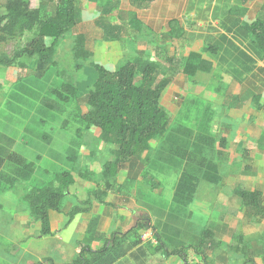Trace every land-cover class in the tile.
Wrapping results in <instances>:
<instances>
[{"label":"rangeland","instance_id":"rangeland-1","mask_svg":"<svg viewBox=\"0 0 264 264\" xmlns=\"http://www.w3.org/2000/svg\"><path fill=\"white\" fill-rule=\"evenodd\" d=\"M7 1L0 0V12H4ZM44 1L29 0V4L37 9ZM238 1L159 0L149 10L137 12L129 0H77L82 10L78 32L87 37L86 47L93 57L79 60L75 33L57 45L55 60L59 72H65L78 89L76 104L61 114L42 109L40 101L52 81L65 80L64 76L50 75L39 80L35 76L36 61L28 59H22L23 69L0 67V151L17 153L38 165L29 182L0 183V264L45 262L55 246L59 250L57 237H47L45 241L38 238L39 223L31 218L23 197L33 187L46 185L64 172L74 176L75 184L71 187L74 195L66 200L63 209L69 203L77 205L78 201L87 200L90 190H100L105 192L104 200L109 204L128 207L139 217L151 216L159 232L164 227L168 230L170 225L189 232L192 227L202 231L206 227L219 237L226 221L235 224L238 219L237 226L245 228L246 212L233 191L240 186L247 190L264 189V153L257 144L264 132V71L250 61L255 56L252 39L240 42L231 34L236 27L245 28L257 18L264 0H252V9L238 17L241 25L235 27L231 22L237 21L233 12ZM108 2L112 13L105 19L123 28L120 40L107 41L97 25L101 18L98 9ZM32 38L33 34L27 33L20 39L0 43V57L13 58L22 53ZM159 50L168 58L180 59L182 64L191 53H200L213 66L210 73H199L195 78L176 75L161 99L169 118V134L187 128L195 137L208 139L210 144L200 143L199 148L202 156L217 167L213 177L220 178L214 183L200 177L196 199L185 210L174 205V191L184 164L177 161L169 166L158 160L162 140L151 143L142 178L128 180L125 166L109 189L102 175L103 165L111 158L109 149L100 141L99 130L84 131L79 122L86 111L89 90L98 77L92 64L113 71L143 51L169 77L166 57L159 56ZM40 134L47 135L49 141L40 139ZM86 170L93 173L95 183L81 177L80 173ZM2 173L13 179L14 166L6 165ZM151 198L153 202L146 200ZM53 219L59 225V214ZM245 230L255 248H264L259 242L261 236L264 238V225H251ZM168 239L174 240L170 236ZM191 241L188 236L190 263L201 264L191 249ZM44 245L53 249H44Z\"/></svg>","mask_w":264,"mask_h":264},{"label":"trees","instance_id":"trees-1","mask_svg":"<svg viewBox=\"0 0 264 264\" xmlns=\"http://www.w3.org/2000/svg\"><path fill=\"white\" fill-rule=\"evenodd\" d=\"M159 0H129L131 7L137 12L149 10ZM111 2L99 7L101 18L97 25L101 28L107 41L121 39L123 28L110 24L105 18L112 13ZM82 24V10L77 0H46L37 9H32L29 0H8L4 12H0V43L20 39L27 33L33 34L32 40L24 47L22 53L13 58L0 57V67L17 66L23 69L22 59L35 60V76L43 80L50 75L64 76L65 80L52 81L41 99V108L56 114L64 113L72 108L78 100V89L67 77L65 72H59L56 55L57 45L75 33L76 56L79 60L87 61L93 57L87 47V37L78 32ZM249 31L253 43L264 52V22L258 21L245 28ZM48 40L52 44H48ZM211 50V48H208ZM211 51L215 52V49ZM157 54L166 57L164 51ZM168 72L164 73L160 64L145 57L143 51L137 56L119 64L116 70L110 71L99 64H92L98 77L86 99V111L80 116V126L85 130L100 131V141L109 149L110 159L103 165V178L109 189L122 168L127 166L128 180L136 181L145 171L144 161H147L151 143L160 139L158 160L165 165L172 166L177 161L184 164L174 191V205L188 209L195 201L199 189L200 177L209 182H218L220 178L212 175L217 171L206 157L202 156L200 143L210 144L206 138L195 137L187 128H179L169 134V118L162 107L161 99L171 81L178 74L188 78H195L199 73L208 74L212 71V64L206 61L202 54L191 53L184 63L175 57H166ZM81 66L79 65L78 68ZM162 74H164L162 76ZM82 130H78L80 133ZM38 137L49 141V137L40 134ZM200 149V150H199ZM220 155H223L220 153ZM14 166L15 177L9 179L2 173L6 165ZM38 165L27 161L17 153L0 151V183L15 184L16 181L29 182L37 172ZM81 177L94 182L91 171L80 173ZM75 184L74 176L69 172L56 174L51 182L43 186L30 189L23 197L28 205L32 219L41 224L40 236H52L50 213L62 214L68 227L76 216L91 213L93 201L102 205L112 206L104 200L105 192L93 190L85 201H78L65 214L63 206L67 200L70 188ZM235 197L241 201L249 223L260 225L264 221V189L247 190L240 186L233 191ZM155 232L148 216L137 217L135 226L126 233H113L111 237L99 233L103 245L97 250L90 246L82 247L77 257L66 264H114L122 256L120 244L130 235H138L136 245L149 232ZM154 236L156 234L154 233ZM157 240H160L157 236ZM215 233L205 229L200 240L191 249L196 254L204 256V263L208 262L207 254L214 249ZM220 245V243H218ZM224 245V244H223ZM222 245V246H223ZM219 247V246H218ZM232 253L244 257L243 264H256L253 256L258 257L259 251H252L245 242L242 234L235 235L231 244L224 245ZM189 247L182 246L174 250H165L167 257L180 256L187 260ZM56 264L52 259L34 264Z\"/></svg>","mask_w":264,"mask_h":264},{"label":"crops","instance_id":"crops-1","mask_svg":"<svg viewBox=\"0 0 264 264\" xmlns=\"http://www.w3.org/2000/svg\"><path fill=\"white\" fill-rule=\"evenodd\" d=\"M251 2H254V1L239 0L237 2L235 11L233 12V14L236 16L235 19L237 21H232L231 24H233L234 26L235 24H240L238 17L240 18L242 14L246 12V10L252 9V7L249 8ZM260 9L261 11H260V14L257 16V18L254 19L252 22H248L249 24H246L244 26L245 28L251 26L252 24L258 21L264 22V3ZM245 28L236 27V29H233L231 35L234 38L238 39V41L243 40L248 37L252 39L249 31H247ZM252 43H253V40H252ZM252 47L254 49L253 54L255 56L252 57L250 61H252L253 64L256 67H258L259 70L264 71V52L259 50L254 43L252 44ZM257 144L261 148V151L264 153V132L261 134V137L257 139ZM251 175L254 176L255 174L251 173ZM142 177L143 176H140L139 178H142ZM139 178H137V180H139ZM72 189L74 188H71V191L69 192L67 199H70V197L74 195V192H73L74 190ZM86 189H88L87 186H86ZM154 190L156 192L159 191V189H154ZM90 191H93V190H90ZM89 192L87 193V197L89 196ZM143 200H145V198ZM146 200H148V202L154 201L152 198L146 199ZM105 202L108 203L107 201ZM69 204L70 205L68 208L63 209V212L65 214H67L74 205L73 203H69ZM56 214L58 213H54V212L50 213V220L52 224V236H49L48 238L57 237V239H59V250L57 248L58 246H55V248L53 249L52 247L46 248L47 246L44 245L45 247L44 249L54 250L52 255H50L49 257L56 264H65L66 263L65 261L70 258H73L74 260L77 254H79L82 247L90 246V248H92L93 250H97L99 249V247L101 248L103 245V240H101L98 237L99 233L106 235L105 238H108V239L111 237L113 233H126L132 227L135 226V223L138 217L128 207H123V206H118V205L107 206V205H102L97 201H93V210L91 213H85V214H80L76 216L74 221L68 227H65L67 219L62 214H59V217H60L59 225L54 222L53 215H56ZM148 217L151 219L152 225L155 228V232L151 231L147 233L151 236L149 237L148 235V238H145V239L142 237V241L137 243L136 245L132 243L137 241L138 235H135V234L130 235L125 241H123L120 244L121 251L123 252V254L121 257L117 259V261L114 264H191L190 263L191 255L189 254V251H187V260L185 261L180 256L167 257L165 255V250L166 249L174 250L177 248H181L182 246H187L186 243H187L188 236H191V240H192L191 242H194V246H195L200 240V237L203 232L202 229L196 230L194 229V227H192L190 228L191 232H189L188 231L189 229L185 230V229L177 228L176 226L170 225L168 227V230L166 227H164L161 229V232H159L157 228L155 227V223L152 221V217L151 216H148ZM239 221L240 219H238L237 223L235 224H231L228 221H226L225 222L226 227L225 229H222V233L219 234V237L216 235L217 232H214L215 233L214 249L213 251H210L207 254L208 262L210 264H243L245 260L242 255L232 253L224 247V245L226 244L228 245L231 244L234 236L238 234H242L244 236L247 246L252 251L260 252L258 257L253 256V259H255L256 264H264V248L263 247L259 249L255 248L256 244H253L247 237V234L249 231L245 230L246 227L249 228L251 225L261 227L264 225V221L260 225H255V224L249 223L247 220L246 224L243 225L245 226L244 229H240L237 226L239 224ZM39 226H40L39 228L41 232L40 223H39ZM205 229L207 228L205 227L203 230ZM154 233L156 234V236H154ZM56 234H58V236ZM157 236L159 237L160 240H157ZM169 236L170 238L172 237L174 240L168 239ZM38 238H40V240L43 239L40 236V234ZM48 238L44 237L43 241H45ZM165 240L167 242H164ZM259 242L264 246L263 244L264 238L262 236L260 237ZM218 243H220V245ZM77 247H78V250H77ZM196 255L200 257L201 264H205L204 256L198 255V254ZM58 258H59V263H58Z\"/></svg>","mask_w":264,"mask_h":264},{"label":"built area","instance_id":"built-area-1","mask_svg":"<svg viewBox=\"0 0 264 264\" xmlns=\"http://www.w3.org/2000/svg\"><path fill=\"white\" fill-rule=\"evenodd\" d=\"M146 234H147V233H146ZM146 234L143 236L144 239H145V238H148V235H149V234H147V235H146ZM150 236H151V235H149V237H150Z\"/></svg>","mask_w":264,"mask_h":264}]
</instances>
